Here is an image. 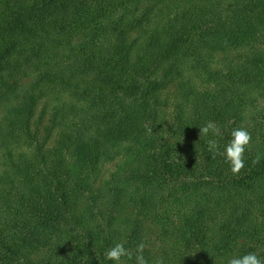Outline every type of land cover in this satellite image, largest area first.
Segmentation results:
<instances>
[{
    "label": "trees",
    "instance_id": "obj_1",
    "mask_svg": "<svg viewBox=\"0 0 264 264\" xmlns=\"http://www.w3.org/2000/svg\"><path fill=\"white\" fill-rule=\"evenodd\" d=\"M141 242L148 264L264 261V0H0V264L116 243L136 264Z\"/></svg>",
    "mask_w": 264,
    "mask_h": 264
},
{
    "label": "clouds",
    "instance_id": "obj_2",
    "mask_svg": "<svg viewBox=\"0 0 264 264\" xmlns=\"http://www.w3.org/2000/svg\"><path fill=\"white\" fill-rule=\"evenodd\" d=\"M211 132L214 136L220 134L219 128L213 122H208L206 125L200 126V137L207 136ZM251 134L245 128H236L231 132V139L226 145L223 152L219 154L224 156L226 162L230 166V171L233 175H238L245 167L244 154L246 149L251 144ZM208 150L215 158L217 155L218 145L215 139H209L207 141ZM261 155H257L253 159V164L260 162ZM145 244L141 242L137 245L136 249V264H148V261L143 256ZM132 252L125 248L123 243H116L113 247L105 253V259L113 261L114 264H122V257H128L132 259ZM159 264V262H158ZM228 264H264L255 253H248L242 257H233L229 259Z\"/></svg>",
    "mask_w": 264,
    "mask_h": 264
},
{
    "label": "rangeland",
    "instance_id": "obj_3",
    "mask_svg": "<svg viewBox=\"0 0 264 264\" xmlns=\"http://www.w3.org/2000/svg\"><path fill=\"white\" fill-rule=\"evenodd\" d=\"M176 88H177V85H172L170 88H169V93L172 94V97H174L176 95ZM113 167V165H110Z\"/></svg>",
    "mask_w": 264,
    "mask_h": 264
}]
</instances>
